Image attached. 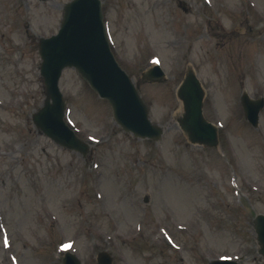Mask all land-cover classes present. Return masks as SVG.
<instances>
[{"label": "rangeland", "instance_id": "obj_1", "mask_svg": "<svg viewBox=\"0 0 264 264\" xmlns=\"http://www.w3.org/2000/svg\"><path fill=\"white\" fill-rule=\"evenodd\" d=\"M72 0H0V264H264V108L253 128L241 97L264 99V0H101L110 48L136 85L159 142L125 133L74 70L60 90L82 156L33 124L45 100L39 42ZM157 63L166 80L142 73ZM193 69L218 147L179 129L176 90Z\"/></svg>", "mask_w": 264, "mask_h": 264}, {"label": "water", "instance_id": "obj_2", "mask_svg": "<svg viewBox=\"0 0 264 264\" xmlns=\"http://www.w3.org/2000/svg\"><path fill=\"white\" fill-rule=\"evenodd\" d=\"M40 43V71L46 101L34 120L46 136L67 149L87 153L88 147L75 137L63 121L64 102L58 82L65 68H74L101 98L110 103L116 122L126 132L143 139L157 141L161 138L162 130L149 121L144 102L109 50L99 0H74L67 5L58 36L41 40ZM162 76L156 67L146 77L160 81ZM203 95L199 80L192 71L188 72L178 90L185 110L180 127L190 143L213 148L217 146V129L203 117ZM242 102L247 120L256 127L264 102L251 101L247 96L243 97ZM254 227L260 245L259 254L264 257V216L256 217ZM99 262L111 263L105 254L100 255ZM65 264L79 262L68 256ZM211 264L237 263L226 260Z\"/></svg>", "mask_w": 264, "mask_h": 264}, {"label": "bare ground", "instance_id": "obj_3", "mask_svg": "<svg viewBox=\"0 0 264 264\" xmlns=\"http://www.w3.org/2000/svg\"><path fill=\"white\" fill-rule=\"evenodd\" d=\"M183 115V110L181 109V111L177 114L176 118L177 120Z\"/></svg>", "mask_w": 264, "mask_h": 264}]
</instances>
